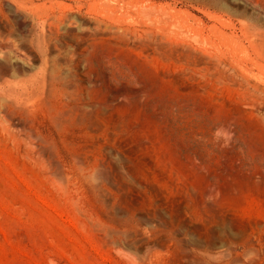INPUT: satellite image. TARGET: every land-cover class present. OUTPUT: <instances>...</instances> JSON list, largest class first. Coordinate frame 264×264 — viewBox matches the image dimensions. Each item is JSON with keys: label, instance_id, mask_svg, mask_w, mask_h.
<instances>
[{"label": "rangeland", "instance_id": "1", "mask_svg": "<svg viewBox=\"0 0 264 264\" xmlns=\"http://www.w3.org/2000/svg\"><path fill=\"white\" fill-rule=\"evenodd\" d=\"M248 1L0 0V264H264Z\"/></svg>", "mask_w": 264, "mask_h": 264}, {"label": "bare ground", "instance_id": "2", "mask_svg": "<svg viewBox=\"0 0 264 264\" xmlns=\"http://www.w3.org/2000/svg\"><path fill=\"white\" fill-rule=\"evenodd\" d=\"M26 1V0H25ZM54 1H56V0H54ZM94 1V0H93ZM246 2L248 1V0H245ZM41 2V1H40ZM53 2V1H52ZM249 2V1H248ZM54 3V2H53ZM75 3V2H74ZM90 4H92V3H90ZM250 4V3H249ZM51 5V4H50ZM76 5V4H75ZM41 6V5H40ZM90 6V5H89ZM52 7V6H51ZM48 8V7H47ZM49 8H50V6H49ZM70 8V7H69ZM104 8V7H103ZM66 9V8H65ZM107 9V8H106ZM74 10V9H73ZM72 13H73V11H72ZM78 13V12H77ZM55 14V13H54ZM79 14V13H78ZM52 16V15H51ZM50 16V17H51ZM67 16H69L68 14L67 15H64V14H60V15H58V16H53V19H54V17H55V20H54V24H61L62 25V19L64 18V17H67ZM72 16V18L74 17L73 15H71ZM49 17V18H50ZM70 17V16H69ZM52 19V18H51ZM65 19V18H64ZM49 20V19H48ZM90 20V19H89ZM107 21V20H106ZM50 23V22H49ZM73 23H74V18H73ZM75 23H76V21H75ZM95 23H96V21H95ZM94 23V24H95ZM99 23V22H98ZM101 23V22H100ZM107 23V26L109 25V22H106ZM70 24V23H69ZM110 24H111V22H110ZM51 25H52V23H51ZM68 25V24H67ZM81 25V24H80ZM101 25V24H100ZM100 25H96L95 24V26H100ZM102 25H105L106 26V24H102ZM114 25V24H113ZM65 26H66V24H65ZM82 26H85L84 24L83 25H81L80 27H82ZM87 26H89V25H87ZM91 26V25H90ZM94 26V27H95ZM75 27H76V25H75ZM78 27V26H77ZM79 27V28H80ZM93 27V26H92ZM101 27V26H100ZM113 27V26H112ZM114 27H116V26H114ZM113 27V28H114ZM127 27V26H126ZM66 28H67V26H66ZM65 28V29H66ZM90 28V27H89ZM98 28V27H97ZM108 28V27H107ZM106 28V29H107ZM110 28V27H109ZM108 28V29H109ZM117 28V27H116ZM52 29H53V27H52ZM59 29H61V28H59ZM96 29V28H95ZM95 29H92V30H95ZM100 29V28H99ZM99 29H96L97 31L96 32H99L100 33V30ZM102 29V28H101ZM107 29V30H108ZM62 30V29H61ZM69 30H70V28H69ZM83 30V29H82ZM85 30H87L86 28H85ZM91 30V29H90ZM91 30V31H92ZM99 30V31H98ZM81 31V30H80ZM89 31V30H88ZM111 31H114V30H111ZM95 32V33H96ZM108 32V31H107ZM107 32H104V33H107ZM82 33H84V32H82ZM88 33V32H87ZM95 33L93 32V34L95 35ZM85 34V33H84ZM89 34H90V32H89ZM88 34V35H89ZM93 34L91 35V36H93ZM103 34V33H102ZM114 34V33H113ZM117 34V33H116ZM122 34H124V33H122ZM39 35H42V36H44L45 38H47V36L48 37H51V35H52V32L49 30V32H48V30L47 31H45V32H43V34H39ZM87 35V36H88ZM98 35H101V34H98ZM104 35V34H103ZM96 37H98L97 36V33H96V35H95ZM102 37V36H101ZM256 45H258V42H257V44ZM8 46L9 45H7V44H5V43H0V52L2 53H4L5 55L4 56H7L8 55V53H9V51H7V48H8ZM3 55V54H2ZM0 56H1V54H0ZM9 56V55H8ZM2 57V56H1ZM9 58V57H8ZM3 59V58H2ZM2 59H1V61H2ZM6 61H7V59H6ZM5 61V62H6ZM8 62V61H7ZM9 63V62H8ZM18 63V62H17ZM1 64V63H0ZM5 65V64H4ZM7 67V66H6ZM5 68V67H4ZM3 69V68H2ZM2 69H0V70H2ZM3 71V70H2ZM49 71H50V68H49ZM58 71V70H57ZM49 74H50V77H49V79H47V80H49L50 82H51V85H52V81H54V83H55V80L57 79V77H58V75H55V71H50L49 72ZM60 76V75H59ZM46 78H48V76L47 77H45V81H46ZM58 80H59V78H58ZM42 80L41 79H38V80H36V82L37 83H39V82H41ZM57 82V81H56ZM1 107V106H0ZM227 253V252H226ZM229 253V252H228ZM227 253V254H228ZM226 256V255H225ZM224 256V257H225Z\"/></svg>", "mask_w": 264, "mask_h": 264}]
</instances>
